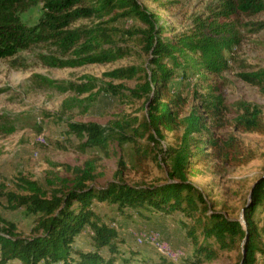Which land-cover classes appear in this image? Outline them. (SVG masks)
<instances>
[{
	"label": "trees",
	"instance_id": "obj_1",
	"mask_svg": "<svg viewBox=\"0 0 264 264\" xmlns=\"http://www.w3.org/2000/svg\"><path fill=\"white\" fill-rule=\"evenodd\" d=\"M39 6V22L32 27L25 25L21 15ZM262 13L264 0H219L207 17H196L191 30L169 37L175 31H168L162 19L138 0H0V60L42 44L57 53L41 54L43 65L75 69L123 60L129 53L119 43L122 38H131L141 49L139 64L104 75L110 82L87 77L86 83L78 84L36 76L62 94H92L102 86L120 99L143 100L142 118L132 123H71L70 129L87 139L86 148H106L116 141L120 145L131 143L137 162L142 164L162 146L166 133L175 138V143L158 154L168 174L162 184L130 185L118 180L98 188L92 164L87 169L66 167L72 178L52 189L20 177L16 190L0 193V198H6L9 210L22 209L26 217H32V225L25 231L0 212V264H114L119 232L113 223L101 218L98 206L102 204L123 213L145 215L146 211L163 218L181 214V226L193 246L191 264L212 263L225 251L238 252L235 264L243 259L244 264H264V227L259 228L255 221L257 210L264 207V176L254 184L249 206L244 207L246 227L238 219L214 211L191 181L209 163L227 169L259 158L237 133L264 135L262 106L238 101L235 117L226 120L228 106L220 85L207 89L196 97L197 103H191L186 86L176 83L185 81L191 70L203 78L226 73L230 69L226 54L242 41L239 19ZM121 18L136 20L142 26L122 31L116 25ZM84 20L94 23L77 25ZM254 25L264 31V21ZM239 77L264 94V70L244 72ZM114 81H132L136 86L115 85ZM14 130L11 127L8 133ZM85 227L92 231L86 251L75 247ZM106 248L111 256L108 261L103 255Z\"/></svg>",
	"mask_w": 264,
	"mask_h": 264
},
{
	"label": "rangeland",
	"instance_id": "obj_2",
	"mask_svg": "<svg viewBox=\"0 0 264 264\" xmlns=\"http://www.w3.org/2000/svg\"><path fill=\"white\" fill-rule=\"evenodd\" d=\"M148 11L162 19L173 37L191 30L196 17H207L219 0H138ZM42 17L41 6L33 7L21 15L27 26H35ZM264 21V13L255 17L239 19L241 44L226 56L230 69L221 77H200L193 70L183 83L191 103L201 93L214 85L221 86L224 97L226 120L236 115L234 104L247 101L262 106L264 120V94L259 88L247 84L239 75L244 72L264 70V31H258L255 23ZM84 20L77 25H92ZM122 31L142 26L136 20L121 18L116 24ZM120 40L129 56L114 64L89 65L75 69L50 68L43 65L41 54L57 55L49 46L38 45L0 60V193L15 191L20 177L39 182L46 189L61 185L71 179L66 167L87 169L92 164L97 176L95 185L105 187L108 183L122 180L127 184H162L168 174L167 167L158 158L160 150L175 143L172 133L145 162H137L136 148L131 143L120 145L118 141L106 148L84 146L87 141L70 129L71 123H98L104 126L113 122H134L142 118L144 102L120 99L106 93L102 86L92 94L59 93L43 84L36 76L57 81L86 83L87 77H96L110 82L104 75L114 69L139 64L141 49L131 42ZM134 88L136 82L114 81ZM198 93V94H197ZM14 127V132L8 133ZM258 152L259 158L246 166L220 169L216 163L202 167V174L191 181L206 197L212 209L229 217L240 219L243 208L249 201L254 184L264 176V135L259 133H237ZM156 157V158H154ZM72 173V172H71ZM6 198H0L1 214L19 223L23 230L30 229L32 217H26L22 209L7 208ZM100 216L113 223L119 232L118 249L114 264H191L193 246L181 226V214L166 217L144 212H118L108 204H102ZM255 221L264 227V207L257 210ZM92 231L85 227L75 247L89 250ZM264 239V235H263ZM106 261L111 257L109 250L103 251ZM237 251L221 252L220 258L209 264H235Z\"/></svg>",
	"mask_w": 264,
	"mask_h": 264
},
{
	"label": "water",
	"instance_id": "obj_3",
	"mask_svg": "<svg viewBox=\"0 0 264 264\" xmlns=\"http://www.w3.org/2000/svg\"><path fill=\"white\" fill-rule=\"evenodd\" d=\"M250 199H251V195H250V198H249V201H248L247 206H249ZM247 206H246V207H247ZM246 207H245V208H246ZM245 208L242 210V213H241V216H240V219H239V221L242 223V225H243L244 227L247 226V222H246L245 219H244ZM246 242H247V238L244 239V241H243V243H242V247H243V245H244ZM243 255H244V257H245V250H243ZM240 264H244V259L241 261Z\"/></svg>",
	"mask_w": 264,
	"mask_h": 264
}]
</instances>
